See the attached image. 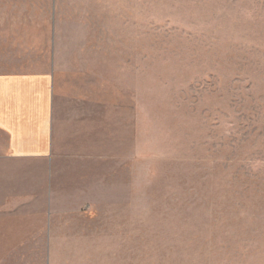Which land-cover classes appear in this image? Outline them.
Listing matches in <instances>:
<instances>
[{
	"label": "rangeland",
	"instance_id": "374dc122",
	"mask_svg": "<svg viewBox=\"0 0 264 264\" xmlns=\"http://www.w3.org/2000/svg\"><path fill=\"white\" fill-rule=\"evenodd\" d=\"M37 4L0 0V19L29 20L12 7ZM73 4L102 9L94 48L133 108V165L129 126L125 180L91 204L47 206L29 164L22 182L0 180V215H56L47 238L43 222L1 221L34 236L1 238L0 263L264 264V0ZM39 64L0 60V72Z\"/></svg>",
	"mask_w": 264,
	"mask_h": 264
},
{
	"label": "crops",
	"instance_id": "0c3cea01",
	"mask_svg": "<svg viewBox=\"0 0 264 264\" xmlns=\"http://www.w3.org/2000/svg\"><path fill=\"white\" fill-rule=\"evenodd\" d=\"M75 1L38 0L12 7L34 14L29 20L0 19V60L40 63L0 72V163L6 164L0 180L22 182V167L29 164L31 189L46 191L47 206L58 198L67 206L91 204L104 182H118L128 171L129 126L132 165L134 160L133 108L129 116L128 97L120 102L118 79L94 48L102 43V9ZM11 216L0 215V222H43L45 238L48 223L56 221L53 213ZM30 235L0 230V239ZM38 251L51 252L46 245ZM7 253L28 254L31 248L15 245Z\"/></svg>",
	"mask_w": 264,
	"mask_h": 264
}]
</instances>
